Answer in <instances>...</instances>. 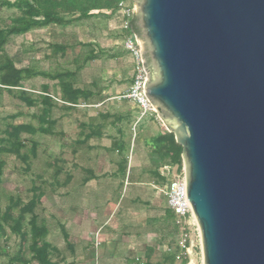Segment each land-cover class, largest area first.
Here are the masks:
<instances>
[{
	"label": "water",
	"instance_id": "1",
	"mask_svg": "<svg viewBox=\"0 0 264 264\" xmlns=\"http://www.w3.org/2000/svg\"><path fill=\"white\" fill-rule=\"evenodd\" d=\"M145 96L181 146L202 264H264V0H134Z\"/></svg>",
	"mask_w": 264,
	"mask_h": 264
},
{
	"label": "crops",
	"instance_id": "2",
	"mask_svg": "<svg viewBox=\"0 0 264 264\" xmlns=\"http://www.w3.org/2000/svg\"><path fill=\"white\" fill-rule=\"evenodd\" d=\"M93 14L108 20L122 47L128 32L121 30L119 10L111 15L109 11ZM121 105L127 110L113 117L114 125H106L111 137L105 134L104 123L98 126L90 120L74 125L70 121L57 153L37 154L36 149L35 160L43 159V164L35 174V183L42 185L44 194L35 214L46 229V241L58 250L52 257L57 264H144L151 243L161 242L151 231L165 219L167 208L156 178L161 163L149 141L163 128L151 116L136 124L133 133L138 110L129 100ZM103 114L95 115L96 119ZM118 141L123 142V148H114ZM96 233L101 242L98 246L94 243ZM168 249L157 246L162 254Z\"/></svg>",
	"mask_w": 264,
	"mask_h": 264
},
{
	"label": "rangeland",
	"instance_id": "3",
	"mask_svg": "<svg viewBox=\"0 0 264 264\" xmlns=\"http://www.w3.org/2000/svg\"><path fill=\"white\" fill-rule=\"evenodd\" d=\"M17 15L18 12L13 8L7 6L1 8L0 28L9 25L11 18ZM97 15L67 27L51 25L10 37L0 51V59L6 56L16 68H29L36 72L22 84L23 89L28 92V96L33 99L44 96L45 88L48 89L51 96L59 99L62 96V90L58 85L59 81L50 80L47 78V74L54 75L66 71L75 73V77L69 79L73 88L91 92L89 101H79L75 106L67 107L56 103L49 116L50 120L55 121L51 135L20 134V139L23 142L21 152L28 158L26 163L14 156L0 154V160L5 162L0 183V210L2 212L8 206L10 198H18L25 203L32 195L30 189L35 186V174L41 170L42 166L40 165L43 164V159L36 158L37 160H35V157L31 156L30 149L33 144H36L37 154L45 153L47 155L49 153L52 156L57 153L59 144L61 146L63 144L65 127L68 129L71 126L70 121L74 125L80 122L90 123V120L93 124L97 123L98 126L104 123L105 134L111 137L106 132L109 128L106 125H114L113 117L127 110L126 105H121L122 101L127 99H119V97L125 96L131 85L130 58L118 44V32L111 31L108 20L102 15ZM54 45L63 46L66 51L54 52L52 49ZM90 49H94L98 57L83 64ZM40 111V105L27 107L22 100L20 101L17 91H12V93L0 91V146L7 147V132L11 131L12 126L31 124V126L37 127V116ZM97 114H103V118L97 117L96 119L95 115ZM78 115L79 118H77ZM147 117L138 125L144 122ZM137 128L138 126L135 131ZM13 214L16 216L17 212L14 211ZM156 227L159 228L154 231L153 229ZM156 227L153 225L151 233L153 238L154 235H157L156 240L161 239V242L153 241L151 243L150 248H155L156 251L151 254L149 261L150 264H167L163 262V258L176 251V236L173 234L172 220L163 219ZM6 236V239H0V264H26L12 263L10 259L15 254L17 242L8 230H6ZM158 245L168 246L169 251L165 254L160 253L157 250ZM139 254L141 256L143 252H139ZM29 256L27 251L26 260ZM189 264H202L201 249L197 241H195Z\"/></svg>",
	"mask_w": 264,
	"mask_h": 264
},
{
	"label": "trees",
	"instance_id": "4",
	"mask_svg": "<svg viewBox=\"0 0 264 264\" xmlns=\"http://www.w3.org/2000/svg\"><path fill=\"white\" fill-rule=\"evenodd\" d=\"M123 0H15L13 2L7 0H0V9L4 6L13 8L18 12V15L11 18L10 24L5 28H0V51L7 43L10 37L23 35L33 29H42L48 26L67 27L82 20H87L92 16L94 11L102 12L109 11L110 15L114 14L119 4ZM134 1V0H132ZM126 32V31H125ZM130 32L139 36V30L136 25V19L133 18L130 22ZM127 33H125L126 35ZM90 47H93L90 45ZM54 52H65L66 48L63 46H52ZM98 56L94 49H90L87 56L84 58L83 64L95 60ZM29 68H16L13 62L6 56L0 59V91L12 93L17 91L18 99L23 101L27 107L41 106L39 116H37L38 126L34 127L31 124L12 126L11 131L7 132V147L0 146V154H7L14 156L17 159L28 161L27 156L22 154L23 142L20 139V134L25 133L35 135L40 133L42 135H51L55 121L50 120L49 116L52 109L55 108L56 103L65 105L67 107L75 106L79 101H89L91 92L73 88L72 82L69 79L75 77V73L62 72L54 75L47 74L50 80H58L59 87L62 90V96L57 99L49 94L47 88L44 89V96H38L33 99L28 96L23 87V81L35 75ZM51 121V122H50ZM95 135V134H92ZM99 135V134H98ZM87 139V138H86ZM151 151L157 155L161 166L173 168L181 167V153L182 148L174 139L170 132L161 131L157 136H154L149 141ZM114 148L120 145L123 146L122 141L114 143ZM36 144H33L30 149L32 157H36ZM123 148V147H122ZM5 162L0 160V183L3 176ZM156 178L160 181V185L166 182V179L160 176L157 171ZM40 181L41 178H37ZM32 195L27 202H21L18 198H10L8 206L2 212L0 210V239H6V230L15 238L17 245L14 256L11 261L19 263L32 264H57L53 262L52 257L58 254V250L51 246L46 241V229L44 225H39L38 216L35 210L40 205L41 198L44 194L42 185L35 183L30 189ZM17 214L14 216L13 212ZM28 219L26 220V218ZM165 219L172 220L173 234H177V228L174 223V214L170 210H166ZM28 251L29 258L26 260L25 254ZM168 254L163 258V262L167 264H187V258L184 257L180 262L175 261V254ZM5 253V252H4ZM154 253V248L147 250L145 260L150 259L151 254Z\"/></svg>",
	"mask_w": 264,
	"mask_h": 264
},
{
	"label": "built area",
	"instance_id": "5",
	"mask_svg": "<svg viewBox=\"0 0 264 264\" xmlns=\"http://www.w3.org/2000/svg\"><path fill=\"white\" fill-rule=\"evenodd\" d=\"M118 10L123 18L121 30L128 32L121 41L122 49L129 55L133 65L132 82L126 95L123 96V98L132 102L138 110V117L132 127V131L135 133L136 124L146 116H152L162 125L164 131L169 132L145 96L144 84L146 81V73L143 70L141 62V48L137 44L133 33L130 32L128 25L129 14L135 11L134 1L123 0L119 4ZM94 12L99 13L97 11ZM160 176L165 178L166 182L158 188V191L165 199L166 208L174 214V223L177 228L175 244L177 252L175 254V261L180 262L186 257L187 262H190L195 241L200 245V232L191 205L187 200L184 166L181 164L180 168L177 166L173 168L163 167L160 170ZM94 240L96 246L101 243L98 233L94 235Z\"/></svg>",
	"mask_w": 264,
	"mask_h": 264
}]
</instances>
